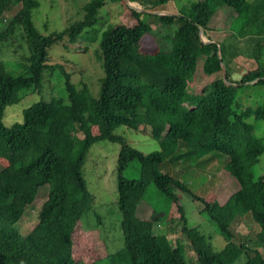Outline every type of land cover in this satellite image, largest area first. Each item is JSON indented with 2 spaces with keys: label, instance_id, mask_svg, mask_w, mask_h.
Returning a JSON list of instances; mask_svg holds the SVG:
<instances>
[{
  "label": "trees",
  "instance_id": "1",
  "mask_svg": "<svg viewBox=\"0 0 264 264\" xmlns=\"http://www.w3.org/2000/svg\"><path fill=\"white\" fill-rule=\"evenodd\" d=\"M102 1L85 0L79 19L40 33L30 16L37 0H0V41L12 39L19 30L26 50L23 72H8L0 60V264H74L73 234L82 213L92 204L80 165L97 139L119 143L114 203L120 214L122 237L118 248L89 264L186 263L184 244L177 238L170 243L153 225L165 217L168 202L177 203L176 170L168 172L163 163L173 154L191 155L195 163L205 160L203 166L211 157L216 161L221 155V167L235 182L221 203L191 194L201 203L199 211L215 224L223 239L221 248L214 249L195 226L183 224L180 214V230L195 263L232 264L243 254L241 264H264V255L257 246L232 240L231 227L244 205V213L258 226L254 240L264 246V177H253L250 172L263 150L264 134L254 136L251 123L245 120L264 119V96L263 102L253 107L238 108L234 101L235 88L247 80L264 84V75L258 73L264 70V59H258L264 45V0H187L172 14L128 8L131 25L118 23L100 30L95 57L100 59L101 75L96 91L90 93L84 83L76 85L69 79L63 64L46 61L47 48L53 43L65 46L79 39L93 40L92 29ZM165 1L140 0L139 5L152 9ZM218 6L232 12L227 36L206 41L203 32ZM143 14L151 21L140 17ZM154 22L172 26L171 32L162 34L169 44L140 51L138 41L143 33L152 31L150 23ZM252 40L254 47L247 49L248 54L235 45ZM229 41L233 42L231 48ZM240 54L252 57L254 66L242 70L236 80L224 70L223 76H215L199 93L188 91L187 81L197 56H201V71L209 74L219 70L220 63L225 65V57L232 59ZM53 70L62 77L65 101L54 96L38 98L20 110L18 121L4 125L3 108L15 103L23 91L34 89L38 94L44 71ZM140 73L157 78L160 88L146 83L143 75L140 79ZM50 117L61 118V124L52 128L46 122ZM117 125L133 129L147 126V134L157 148L142 152L132 147L113 133ZM75 131L80 134V145L71 158ZM199 147L205 153L196 157L194 152ZM125 170L134 175L126 176ZM41 185H46V194L37 207L36 220L27 231L20 232L14 223ZM148 185L152 187L153 204L141 205ZM176 208L181 212L178 204Z\"/></svg>",
  "mask_w": 264,
  "mask_h": 264
},
{
  "label": "rangeland",
  "instance_id": "2",
  "mask_svg": "<svg viewBox=\"0 0 264 264\" xmlns=\"http://www.w3.org/2000/svg\"><path fill=\"white\" fill-rule=\"evenodd\" d=\"M85 0H37V5L30 10L31 20L33 25L40 33H47L50 30H57L67 25L68 23L77 20L81 17V4ZM187 0H166L163 3L157 4L155 8H167L173 10L178 5L185 3ZM125 0H103L98 7L97 14L99 18L94 23L92 29L94 39L91 41L80 40L74 43H65L63 46L60 43H53L47 48L46 61L60 62L63 67L69 72V79L76 85L84 83L90 93H94L97 88V78L101 75L100 59L95 57L98 51L97 42L99 39L100 30L115 24H128L133 22L129 16ZM232 12L223 6H218L211 15L208 21V26H216L221 36L226 37L227 32L222 29L231 18ZM144 20L151 21L150 17L142 16ZM152 31L143 33L138 41V49L140 51H150L156 47H166L167 42L162 38L165 31L171 32V28L161 26L157 23H150ZM171 29V30H170ZM206 30L203 34L205 35ZM224 33V34H223ZM228 40V38H227ZM226 40V42H228ZM207 41V40H206ZM209 41V40H208ZM212 41V40H210ZM232 41H229L228 47L231 48ZM236 47L245 49L254 47V43H245L244 45L237 44ZM169 46V45H168ZM26 54L24 42L19 35V30L15 31L12 39L7 38L0 41V60L4 63L8 72L20 73L24 71L23 56ZM248 54V53H247ZM242 57L249 58L248 55L240 54ZM236 57L232 66H225L223 69L236 80L242 70L252 67L253 58L248 59L246 64L244 58ZM264 56V45L260 48L258 57ZM264 58V57H263ZM250 61H252L250 63ZM250 63V64H249ZM249 64V66H248ZM201 56H197L195 68L191 77L187 81L188 91L199 93L203 85L213 79L215 76H223V71L219 70L204 74L201 71ZM235 67V72L232 70ZM229 69V71H228ZM260 71V70H259ZM264 74V71H262ZM142 78L146 83H151L156 89H159L161 84L157 78L148 76ZM234 83V82H233ZM236 86V83L233 84ZM39 96V97H38ZM49 96L59 97L65 101V91L62 84V77L57 70L44 71L40 81L39 93L34 89L21 92V97L12 104H8L3 108L1 121L4 125H9L13 121H18L20 118V110L29 103L38 98L47 99ZM264 84H254L252 79L235 88L234 101L238 108L244 106H256L263 102ZM252 125V134L256 137H262L264 134V119H253L247 117L245 119ZM46 122L52 128H57L62 120L61 118H47ZM147 126H137L135 129L124 125H117L113 129V133L121 136L123 140L132 147L142 151H150L157 148V143L147 134ZM93 135L96 134L94 127L91 128ZM77 139L72 143V148L69 153L73 158L80 145V134L75 131ZM263 150L257 157L256 161L250 166V172L253 177L261 174L264 177V137H262ZM119 143L106 139H97L88 147L86 154L80 165V172L85 181L88 191L92 195L91 208L82 213L77 229L73 234V247L71 250L74 264H89L95 261L100 256L111 252L121 245V230H120V214L117 210L115 200V176L114 165L115 156ZM177 154L164 159L168 172L172 169L176 170L174 179L176 186L174 188L177 197V203L168 202L165 210V217L153 222L154 227L160 233L166 235L170 243H173L177 238L184 244L187 255L185 264H196L194 254L191 248L187 245L184 235L181 233L182 221L179 219L182 214L186 226H195L202 233L214 249L222 247L223 239L219 234L215 224L210 221L204 212H200L201 203L199 200L191 197L199 196L206 201L215 200L221 203L226 196L234 189L235 182L221 167L224 161L223 156L218 155L211 157L203 166L205 160L195 163L191 155ZM183 158V161H179ZM1 162V161H0ZM203 166V168H202ZM126 176H133V172L124 171ZM151 185L147 186V192L144 193L141 199L142 204H153L154 195L151 192ZM186 189V190H185ZM46 185H41L36 189L33 201L28 204L14 225L20 232L27 231L36 220L37 207L40 201L45 197ZM176 204L179 205L180 211L177 210ZM159 206V205H157ZM241 215H239L232 223V240L235 242L244 240L246 245L257 246V249L264 255V246L258 244L254 240V236L258 231V226L251 218L244 213V205L240 206ZM97 215V219L94 216ZM264 237V232L262 233ZM101 260V259H100ZM99 260V261H100ZM244 260V255L239 254L232 264H241Z\"/></svg>",
  "mask_w": 264,
  "mask_h": 264
},
{
  "label": "crops",
  "instance_id": "3",
  "mask_svg": "<svg viewBox=\"0 0 264 264\" xmlns=\"http://www.w3.org/2000/svg\"><path fill=\"white\" fill-rule=\"evenodd\" d=\"M113 1V0H112ZM126 2H127V7H126V9H128V8H135V9H137V10H140V11H144V12H146V13H150V12H154V13H175L176 12V10L178 9V7L180 6V5H178L177 7H175L173 10H169V9H167V8H160V7H158V8H155V7H153L152 9L150 8H141L140 7V0H125ZM155 8V9H154ZM142 16H144V14L143 15H141L140 17H142ZM147 19V18H146ZM133 22L132 21H130L128 24H124V25H126V26H129V25H131ZM222 29L224 30V31H226V32H228V26H227V24L226 25H224L223 27H222ZM219 30L218 29H216V26H208V28L206 29V33H205V35L203 34V38H204V40H214V41H219V40H221L222 38H223V36H221L220 34V32H218ZM224 34V33H223ZM251 42V44H253V40L252 41H250ZM238 56H240V55H237V56H235L234 58H232V59H229L228 57H225V65L223 66V68L226 66H232L233 65V61H235V59H237L236 57H238ZM240 57H242V56H240ZM264 56H262L261 57V60H263L264 58H263ZM242 58H244V60H245V62H246V64L248 63V59L250 60V57L249 58H246V57H242ZM258 59H260L259 57H258ZM252 61H250V63H251ZM249 63V64H250ZM249 64H248V66H249ZM251 65H253L254 66V63L252 62L251 63ZM252 66V67H253ZM249 68H251V67H248L247 69H249ZM234 70H236L235 69V67L232 69V70H230V71H232V72H235ZM228 71H229V69H228ZM262 71H264V70H260V71H258V73L259 74H261V75H264L263 73H262ZM223 72H224V69H223ZM205 153V150L203 149V148H198L195 152H194V155L196 156V157H198V156H200V155H202V154H204Z\"/></svg>",
  "mask_w": 264,
  "mask_h": 264
},
{
  "label": "water",
  "instance_id": "4",
  "mask_svg": "<svg viewBox=\"0 0 264 264\" xmlns=\"http://www.w3.org/2000/svg\"><path fill=\"white\" fill-rule=\"evenodd\" d=\"M169 14H172V13L169 12ZM216 53H217V51H216ZM220 67H221V69H222V71H223V65H222V63H220ZM225 83L228 84V85H229V84H232V85L235 84V83H231V82H229V81H225Z\"/></svg>",
  "mask_w": 264,
  "mask_h": 264
},
{
  "label": "built area",
  "instance_id": "5",
  "mask_svg": "<svg viewBox=\"0 0 264 264\" xmlns=\"http://www.w3.org/2000/svg\"><path fill=\"white\" fill-rule=\"evenodd\" d=\"M188 107H191V105H189Z\"/></svg>",
  "mask_w": 264,
  "mask_h": 264
}]
</instances>
